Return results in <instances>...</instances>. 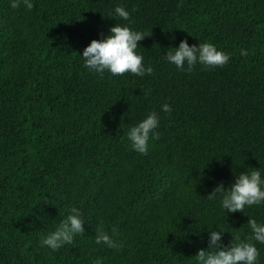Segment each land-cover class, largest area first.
Wrapping results in <instances>:
<instances>
[{
    "label": "trees",
    "instance_id": "1",
    "mask_svg": "<svg viewBox=\"0 0 264 264\" xmlns=\"http://www.w3.org/2000/svg\"><path fill=\"white\" fill-rule=\"evenodd\" d=\"M31 2L0 0V264H199L211 231L248 242L264 202L229 212L222 199L241 173L264 179V0ZM116 24L147 35L136 52L152 74L85 67L84 48ZM181 40L230 59L178 69L166 54ZM152 112L144 155L127 133ZM73 208L84 233L42 245ZM97 228L123 247L97 244Z\"/></svg>",
    "mask_w": 264,
    "mask_h": 264
},
{
    "label": "clouds",
    "instance_id": "2",
    "mask_svg": "<svg viewBox=\"0 0 264 264\" xmlns=\"http://www.w3.org/2000/svg\"><path fill=\"white\" fill-rule=\"evenodd\" d=\"M21 4L29 11L34 7L31 0H11L10 7L17 9ZM115 14L123 20L127 21L130 19V13L124 7L117 6ZM145 36L147 35L134 31L128 26H121L120 24L112 26L110 34L104 39H93L84 48L82 57L84 58L85 67L101 74V76L106 70L113 76L127 73L138 76H143L146 73L152 74V67L145 68L144 57L136 52V49L140 46L138 42L143 40ZM241 55H247V51L241 50ZM166 59L181 70H184L186 63L188 66L187 70L191 72L194 65L198 62L209 68L223 67L228 63L230 55L226 52L218 51L211 43L206 42L200 43L199 46H189L186 40H181L179 46L175 48L174 54L169 51L166 54ZM162 110L170 112L171 107L168 104H164ZM158 124L159 117L155 112H152L138 125L130 129L127 136L135 151L140 154H147L150 134L154 133ZM152 138L158 139L159 133H154ZM224 190L221 183L208 195V198H214L217 193L224 192ZM261 202H264V179L261 178L259 171L253 170L250 174L241 173L236 178L235 183L222 199V207L229 212H244L246 206L259 205ZM71 211L73 214L62 221L54 232L46 238H42V245L52 250H58L65 243L71 244L75 234L84 233V222L79 218V210L73 208ZM247 223L253 233L252 236L248 237V242L230 243L227 247L221 244V232L211 231L207 249L216 250H198L196 259L199 264H256L259 251L251 241L255 240L264 243V225L258 224L255 219L251 218ZM115 232L116 229L114 228L113 233ZM95 242L97 244L104 243L117 250L123 247L122 242L114 240L102 228H97ZM96 264H100V262L97 261Z\"/></svg>",
    "mask_w": 264,
    "mask_h": 264
}]
</instances>
